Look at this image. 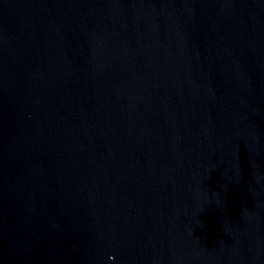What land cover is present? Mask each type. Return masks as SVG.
<instances>
[{"label":"water","instance_id":"1","mask_svg":"<svg viewBox=\"0 0 264 264\" xmlns=\"http://www.w3.org/2000/svg\"><path fill=\"white\" fill-rule=\"evenodd\" d=\"M0 264H264V0H0Z\"/></svg>","mask_w":264,"mask_h":264}]
</instances>
